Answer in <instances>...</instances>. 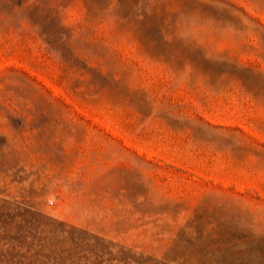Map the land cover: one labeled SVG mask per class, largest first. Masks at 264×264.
<instances>
[{"label": "rangeland", "instance_id": "rangeland-1", "mask_svg": "<svg viewBox=\"0 0 264 264\" xmlns=\"http://www.w3.org/2000/svg\"><path fill=\"white\" fill-rule=\"evenodd\" d=\"M0 264H264V0H0Z\"/></svg>", "mask_w": 264, "mask_h": 264}]
</instances>
